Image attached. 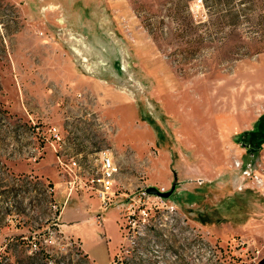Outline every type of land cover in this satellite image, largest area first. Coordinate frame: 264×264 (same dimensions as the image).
I'll return each mask as SVG.
<instances>
[{"label": "rangeland", "instance_id": "1", "mask_svg": "<svg viewBox=\"0 0 264 264\" xmlns=\"http://www.w3.org/2000/svg\"><path fill=\"white\" fill-rule=\"evenodd\" d=\"M184 30L212 43L182 61ZM237 47L264 49V0H0V264H93L58 230L53 186L56 154L90 184L101 150L119 191H172L177 221L139 242L148 264H264V193L229 167L264 144V50Z\"/></svg>", "mask_w": 264, "mask_h": 264}, {"label": "built area", "instance_id": "2", "mask_svg": "<svg viewBox=\"0 0 264 264\" xmlns=\"http://www.w3.org/2000/svg\"><path fill=\"white\" fill-rule=\"evenodd\" d=\"M49 131L57 145L60 144L61 137L57 128L50 127ZM56 146L53 144V149L58 151ZM97 158L99 160L98 173L95 178L89 179L90 184L79 180L80 175L77 171L80 169V165L73 157L65 160L62 154H56V166L66 177L65 182L69 192L82 188L95 193L103 208L110 205L117 208L119 213L117 222L121 238L107 264H148V258L143 253L139 242L144 239L146 231H152L156 226H165L167 223L176 222L177 206L167 197L148 193L147 186L140 187L130 193L119 191V188L115 187L119 167L112 155L106 150H101L97 152ZM229 167L242 181L248 183L247 185L251 189L264 193V144L258 148L244 146V153L241 156L233 157ZM158 190L165 192L163 187ZM53 207H57L55 203ZM163 235L166 236L165 233ZM36 248L37 243L32 241L31 249Z\"/></svg>", "mask_w": 264, "mask_h": 264}, {"label": "crops", "instance_id": "3", "mask_svg": "<svg viewBox=\"0 0 264 264\" xmlns=\"http://www.w3.org/2000/svg\"><path fill=\"white\" fill-rule=\"evenodd\" d=\"M253 126L254 122L244 127L253 129ZM60 184L55 183L53 186L54 201L60 206L56 217L59 230L63 234L77 238L83 253L93 264H107L111 256L109 250L112 242L111 235H113L108 227L111 222H117L119 219L117 208L115 206L102 208L99 213V202L93 196L96 195L95 193L86 190L69 192L66 182L63 186ZM107 231L108 234H106ZM117 244L118 242L112 245L114 246L113 249L116 248Z\"/></svg>", "mask_w": 264, "mask_h": 264}, {"label": "trees", "instance_id": "4", "mask_svg": "<svg viewBox=\"0 0 264 264\" xmlns=\"http://www.w3.org/2000/svg\"><path fill=\"white\" fill-rule=\"evenodd\" d=\"M205 6L209 9L214 6V2L211 4L209 2H204ZM185 6H188V4ZM148 33L152 37V39L159 45V41L163 39V33L162 32H154L153 29L147 28ZM212 33L209 32V30H203V31H181L178 33H175V40L177 41V47L174 49V52L172 55H179L181 60H186L188 58H194V55L200 50H203L204 48L208 47L209 45H206L204 43L209 42L212 43ZM225 37H222V39ZM179 45H184L183 48H179ZM264 49L255 48V49H242L240 47L233 48V50H228L227 52L229 55H225L229 59H234L235 56L240 55H248L249 51H253V53H258L260 51H263ZM179 62V59L173 60L175 63Z\"/></svg>", "mask_w": 264, "mask_h": 264}, {"label": "water", "instance_id": "5", "mask_svg": "<svg viewBox=\"0 0 264 264\" xmlns=\"http://www.w3.org/2000/svg\"><path fill=\"white\" fill-rule=\"evenodd\" d=\"M173 189V188H172ZM146 191L148 192V193H155V194H158V195H160V196H163V197H169L170 196V194H171V190H169V191H165V192H160L159 190H158V188L157 187H155V186H147L146 187Z\"/></svg>", "mask_w": 264, "mask_h": 264}]
</instances>
